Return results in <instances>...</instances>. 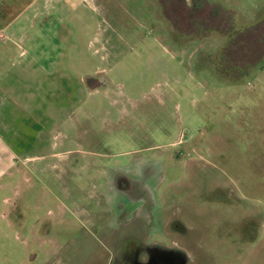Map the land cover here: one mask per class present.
<instances>
[{
	"label": "rangeland",
	"instance_id": "rangeland-1",
	"mask_svg": "<svg viewBox=\"0 0 264 264\" xmlns=\"http://www.w3.org/2000/svg\"><path fill=\"white\" fill-rule=\"evenodd\" d=\"M1 49L0 264H264V0H0Z\"/></svg>",
	"mask_w": 264,
	"mask_h": 264
},
{
	"label": "crops",
	"instance_id": "crops-1",
	"mask_svg": "<svg viewBox=\"0 0 264 264\" xmlns=\"http://www.w3.org/2000/svg\"><path fill=\"white\" fill-rule=\"evenodd\" d=\"M173 1V0H170ZM0 62H5L6 49L0 50ZM5 81L0 82V199L3 205H8L14 201V197L9 194L16 193L17 188L21 187L28 179L25 180V172L23 168H27L24 165L25 160L22 159L20 154L22 147L14 146L12 143L11 135L13 134V108L18 109V105L22 102L21 100H16L14 97L9 95L5 90ZM14 105V106H13ZM20 108V107H19ZM21 109V108H20ZM26 118L24 119L25 124H28V120L33 119L35 112L29 113V110L24 111ZM36 118V117H35ZM21 144V143H20ZM24 172V173H23ZM2 192H7L2 193ZM21 211L18 208H14L12 211H4L2 213L3 219L7 220L9 228L21 229L22 220L19 217ZM21 216V215H20ZM17 229V230H18ZM164 255V254H163ZM168 257L175 255L178 258H182L181 255L177 253L170 252L166 254ZM165 255V256H166ZM29 257V258H28ZM35 258V259H34ZM36 260L35 256H28L27 253L22 257L20 261L21 264H28L29 261L32 263ZM182 263V262H181Z\"/></svg>",
	"mask_w": 264,
	"mask_h": 264
},
{
	"label": "flooded vegetation",
	"instance_id": "flooded-vegetation-1",
	"mask_svg": "<svg viewBox=\"0 0 264 264\" xmlns=\"http://www.w3.org/2000/svg\"><path fill=\"white\" fill-rule=\"evenodd\" d=\"M95 82L98 84V81H93V85ZM100 84V83H99ZM166 254L163 255V253H157L154 256L150 258V264H184V260L182 258H178L175 255H172L171 257L165 256ZM131 264H144L140 261H136L135 259L131 258ZM182 262V263H181ZM147 264V263H146Z\"/></svg>",
	"mask_w": 264,
	"mask_h": 264
}]
</instances>
